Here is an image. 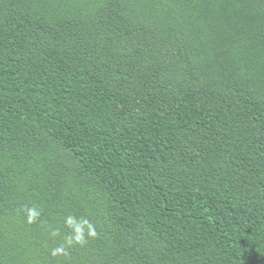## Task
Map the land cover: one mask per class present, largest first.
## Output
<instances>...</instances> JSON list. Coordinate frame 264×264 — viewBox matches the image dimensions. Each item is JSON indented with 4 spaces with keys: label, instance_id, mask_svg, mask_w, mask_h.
Listing matches in <instances>:
<instances>
[{
    "label": "trees",
    "instance_id": "trees-1",
    "mask_svg": "<svg viewBox=\"0 0 264 264\" xmlns=\"http://www.w3.org/2000/svg\"><path fill=\"white\" fill-rule=\"evenodd\" d=\"M0 264H264V0H0Z\"/></svg>",
    "mask_w": 264,
    "mask_h": 264
},
{
    "label": "clouds",
    "instance_id": "clouds-1",
    "mask_svg": "<svg viewBox=\"0 0 264 264\" xmlns=\"http://www.w3.org/2000/svg\"><path fill=\"white\" fill-rule=\"evenodd\" d=\"M26 213L27 221L29 224H33L37 221L40 213L35 208H27L23 210ZM66 224L68 227L74 229V236L68 240V245L71 246L73 243L76 244H83L85 241V233L84 229L87 228V236L88 237H95L96 231L95 228L88 224L87 221H84L82 223H76L72 217H68L66 220ZM57 233H53V235H56ZM65 252V248L63 246L57 247L52 249V255H62Z\"/></svg>",
    "mask_w": 264,
    "mask_h": 264
},
{
    "label": "bare ground",
    "instance_id": "bare-ground-1",
    "mask_svg": "<svg viewBox=\"0 0 264 264\" xmlns=\"http://www.w3.org/2000/svg\"><path fill=\"white\" fill-rule=\"evenodd\" d=\"M227 14V13H226ZM217 22V21H216ZM236 43V42H235ZM213 61V60H212Z\"/></svg>",
    "mask_w": 264,
    "mask_h": 264
}]
</instances>
